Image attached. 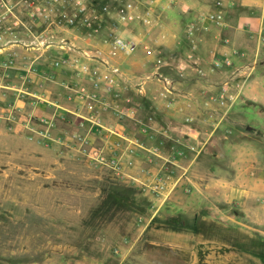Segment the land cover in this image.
<instances>
[{
  "label": "rangeland",
  "instance_id": "1",
  "mask_svg": "<svg viewBox=\"0 0 264 264\" xmlns=\"http://www.w3.org/2000/svg\"><path fill=\"white\" fill-rule=\"evenodd\" d=\"M176 15L163 14L153 31ZM245 34L248 54L234 63L248 74L243 91L229 111L215 114L228 118L221 136L232 132L237 145L261 141L264 150V47ZM16 111L11 118L20 117ZM1 113L0 264H264V233L243 207L200 199L180 178L115 176L79 158L70 137L51 140L52 126L29 122L22 138Z\"/></svg>",
  "mask_w": 264,
  "mask_h": 264
},
{
  "label": "crops",
  "instance_id": "2",
  "mask_svg": "<svg viewBox=\"0 0 264 264\" xmlns=\"http://www.w3.org/2000/svg\"><path fill=\"white\" fill-rule=\"evenodd\" d=\"M224 1V19L220 25L204 18L213 10L209 0L163 2L167 8L159 14V20L163 14H177V19L173 18V22L165 24L160 31H150L154 40L149 42L151 53L147 55L138 48L133 54L119 55L114 60L129 81L119 101L122 108L128 109L127 116L118 118L105 112L101 120L104 126L140 144L132 156L135 166L126 168L125 176L135 179L136 175L147 172L152 177L180 178V184L193 187L200 199L212 195L215 201L243 207L245 215L264 233L261 141L241 139L242 144L237 145L236 139L230 136L232 132L221 136V125L228 118L217 117L215 113L226 109L209 100L219 95L225 81H233L234 63L242 60L243 52V55L248 54L244 42L246 32L257 38L256 49L264 47V0ZM257 14L261 17H256ZM20 16L28 22L25 13L21 12ZM190 24L195 28L192 38L185 32ZM138 28L129 32L143 33ZM35 47L23 27L10 26L8 22L0 24V113L8 118L6 127L18 125L22 138L28 135L24 129L29 122L38 128L52 126L51 140L70 137L73 133L86 134L88 124L80 127L77 123L78 115L86 113L78 89L91 88L87 79L77 77L75 68L82 63L93 65L95 62L86 61L81 52H72V56L66 53V57H72V69L55 68L54 62L65 52ZM96 47L106 49L99 43ZM160 56L169 64L160 74L173 80L171 93L165 96L160 95L162 82L154 76L155 61ZM225 59L231 66L213 69V61ZM180 66L184 68L182 77L175 73ZM198 70L203 74H198ZM125 99L130 103H125ZM185 105V111L180 112V107ZM13 108L20 110L18 119L11 118ZM185 118L191 121L185 123ZM142 124L149 127L144 133ZM93 131L86 135L99 145L111 146L119 140L118 136L107 135L105 131ZM225 141L226 147L221 148ZM161 142L171 144L174 149H155L159 156L152 155L148 148ZM121 143L127 145L125 141Z\"/></svg>",
  "mask_w": 264,
  "mask_h": 264
},
{
  "label": "built area",
  "instance_id": "3",
  "mask_svg": "<svg viewBox=\"0 0 264 264\" xmlns=\"http://www.w3.org/2000/svg\"><path fill=\"white\" fill-rule=\"evenodd\" d=\"M176 0H168L169 4ZM213 10L205 15V19L220 25L223 21L224 0H209ZM162 1L156 0H0V24L8 22L10 26H21L29 32L31 44L38 50L57 49L65 55L54 62L55 68L66 67L72 69V57H66L72 52H81L86 61L95 64H79L76 68L77 77L88 80L90 90L86 86L78 89L83 99L85 114L78 115L80 127L88 124V131H105L107 135L118 136L119 140L111 146L96 147L86 134L73 133L70 140L76 147L79 158H85L94 167H105L115 176L124 173L132 165V156L140 144L128 140L117 131L103 125L102 114L111 112L118 118L126 117L127 110L122 108V90L129 83L126 74L114 63L119 55H131L138 48L150 54L149 42L154 41L151 30L158 26L159 14L167 8ZM21 12L25 13L28 22L21 19ZM135 27H141L145 32L130 33ZM37 28H41L37 31ZM186 36L193 37L195 28L192 24L186 27ZM101 44L106 49L96 47ZM70 56V55H69ZM213 69H220L223 65L231 66L229 60H215ZM169 67L163 58L155 61V74L162 82L161 96L171 93L173 80L162 76L160 70ZM178 77L183 76L182 66L175 69ZM198 74H203L201 70ZM233 81H225L218 96H211L210 102L223 106L226 110L232 106L237 95L243 91L247 72L235 71ZM239 79V80H238ZM237 80V81H236ZM130 103L129 99L124 100ZM187 105L180 107L185 111ZM185 123L191 121L184 119ZM141 131L146 132L149 127L141 125ZM46 137L43 134V138ZM121 141L127 143L123 146ZM193 150V148H192ZM152 155L159 156L155 149L149 150Z\"/></svg>",
  "mask_w": 264,
  "mask_h": 264
}]
</instances>
